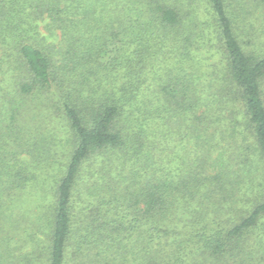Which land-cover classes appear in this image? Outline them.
<instances>
[{"label":"trees","instance_id":"1","mask_svg":"<svg viewBox=\"0 0 264 264\" xmlns=\"http://www.w3.org/2000/svg\"><path fill=\"white\" fill-rule=\"evenodd\" d=\"M0 264H264V0H0Z\"/></svg>","mask_w":264,"mask_h":264}]
</instances>
